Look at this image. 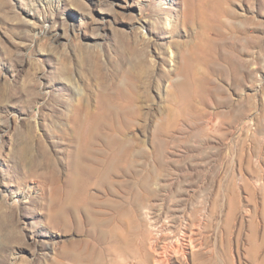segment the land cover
I'll return each instance as SVG.
<instances>
[{"label":"rangeland","instance_id":"374dc122","mask_svg":"<svg viewBox=\"0 0 264 264\" xmlns=\"http://www.w3.org/2000/svg\"><path fill=\"white\" fill-rule=\"evenodd\" d=\"M160 258L264 264V0H0V264Z\"/></svg>","mask_w":264,"mask_h":264},{"label":"bare ground","instance_id":"6f19581e","mask_svg":"<svg viewBox=\"0 0 264 264\" xmlns=\"http://www.w3.org/2000/svg\"><path fill=\"white\" fill-rule=\"evenodd\" d=\"M176 252L179 253V251L177 249H176ZM154 263L155 264H167V262L164 261L162 258L154 260Z\"/></svg>","mask_w":264,"mask_h":264}]
</instances>
